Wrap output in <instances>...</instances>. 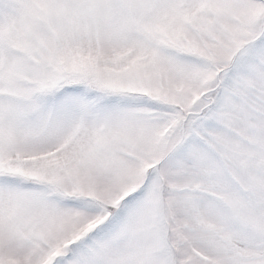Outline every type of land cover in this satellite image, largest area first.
I'll return each mask as SVG.
<instances>
[{"label":"snow or ice","instance_id":"snow-or-ice-1","mask_svg":"<svg viewBox=\"0 0 264 264\" xmlns=\"http://www.w3.org/2000/svg\"><path fill=\"white\" fill-rule=\"evenodd\" d=\"M0 264H264V0H0Z\"/></svg>","mask_w":264,"mask_h":264}]
</instances>
